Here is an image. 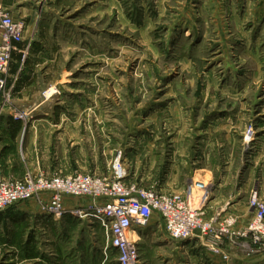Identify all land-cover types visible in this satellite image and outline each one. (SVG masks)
Returning <instances> with one entry per match:
<instances>
[{"label":"rangeland","instance_id":"1","mask_svg":"<svg viewBox=\"0 0 264 264\" xmlns=\"http://www.w3.org/2000/svg\"><path fill=\"white\" fill-rule=\"evenodd\" d=\"M17 6L37 18L29 52L37 44L41 67L28 98L0 97V175L20 179L29 168L105 175L121 153L129 182L167 193L193 183L197 169L211 171V183L199 181L209 221L238 216L255 192L264 200V0ZM10 122L9 134L3 128ZM91 201L82 198L78 208L90 209ZM29 204L35 210L16 219L18 228L37 237L42 255L63 251L71 264H118L99 218L72 209L57 218L38 201ZM41 217L54 222L45 226ZM14 220L5 221L10 239ZM190 241L148 230L140 264H214L206 246ZM221 247L246 260L256 256L227 237ZM38 262L0 246V264Z\"/></svg>","mask_w":264,"mask_h":264},{"label":"built area","instance_id":"2","mask_svg":"<svg viewBox=\"0 0 264 264\" xmlns=\"http://www.w3.org/2000/svg\"><path fill=\"white\" fill-rule=\"evenodd\" d=\"M0 0V97L11 100L13 88L9 76L15 52L24 59L31 41L26 40V18H16ZM1 113V112H0ZM17 117V116H16ZM127 161L120 153L108 174L76 172L46 173L29 168L20 179L0 175V212L13 205L36 200L54 217L66 215V196L90 198V209L71 211L82 217L95 216L107 227L109 242L118 264H140L139 236L148 229L155 214L161 217L167 234L178 241L200 240L211 252L223 254L224 238L238 244L247 254L264 253V200L257 192L249 200L253 212L245 226H238L239 217L206 220L205 184L199 181L184 186L183 191L167 193L129 182ZM136 236V238H135ZM225 259L228 256L225 255Z\"/></svg>","mask_w":264,"mask_h":264},{"label":"crops","instance_id":"3","mask_svg":"<svg viewBox=\"0 0 264 264\" xmlns=\"http://www.w3.org/2000/svg\"><path fill=\"white\" fill-rule=\"evenodd\" d=\"M20 1L21 0H4L3 5L9 10H11L16 18H26V21L28 23L25 34L26 40L24 41V43L19 45L20 48H24L25 44H27L28 41L32 42V40L35 39V37L37 38L39 30L37 29V18L35 21H33L32 18H30V16H28L26 13H23V11H21L23 7L18 8L17 5L20 3ZM36 45L37 44H35V47ZM34 48L31 50V52H29V54L25 59H24V55L21 52H15L14 54V60L11 65V71H10L9 83H8L9 86L13 88L14 98H22V99L28 98V96L27 97L25 96V93L28 91H32L35 85L39 81L41 62L39 61L38 58L40 55L39 53L40 50L38 51L35 50L36 48H38V46L35 49ZM15 125H16L15 123L10 122L9 126L8 127L4 126L3 130L10 134L12 132L11 131L12 127H14ZM1 160L2 158L0 159V163ZM199 171L206 172L202 174L203 179L197 178L198 176L196 177ZM206 178L208 179L207 183H209V181L211 183V178H212L211 171L204 168L196 170L195 181H205ZM261 188H262L261 190L262 195H264V183L263 185H261ZM181 191H183V189L180 190V192ZM81 200L82 197L66 196L64 198L65 206L68 209L82 207L80 205ZM34 208H35L34 204H29V202H25V203H19L13 205L10 208L6 209L5 211L0 212V246L9 245L3 242V239L4 241L6 239L7 240L6 242L12 243V245L11 246L9 245V247L13 249L15 253V257H19L22 260L32 261V262L35 261L38 262L39 260L40 262V263L38 262L39 264H71L69 263V259L68 257L65 256V253L63 251H61L60 253L53 254L52 256H48L46 254L42 255V252H40L39 249L35 246V244H37V240H36L37 237L35 238L34 234L30 235L27 232L28 227L24 228L23 230L21 228H18L19 222L16 219L18 218L25 221L27 216L29 215L27 211H31V210L34 211L35 210ZM10 209L13 211V213L8 214V210ZM10 215L13 219H15L14 225H17L15 226L16 228H14L12 232L11 239L9 238L10 236L6 234L9 229L7 231L5 230L8 228L5 225V221L11 218ZM252 215L253 212L248 206V204L246 206L245 205L241 206L240 212L238 213L239 216L238 226L239 227L245 226L247 222L250 220ZM40 222L44 223L45 226H48L49 224H52L54 221L50 217H46V218L41 217ZM148 230L154 232L155 234L159 233V237H161L163 240L170 239L178 243V240L171 238L167 234L164 227V223L161 217L159 216V214H155L154 218L151 221L150 227L144 230L141 236H139L140 251H142L143 233ZM18 231H22V232L19 233ZM190 242L192 243L194 242L196 247L199 246L207 250L206 247L203 246L202 244L203 242L200 240H192ZM209 254L212 256V260L214 264H230L231 262L233 263L245 262L246 264H262L264 262V253L260 255H256L249 260H246L243 259L244 258L243 256H242L243 258L240 256L236 257L235 253L228 247L223 249V254H215L211 251H209ZM229 254L230 256H228ZM225 255L228 256V259H225ZM42 259H44V261H42ZM92 262H93L92 264H96L95 258H93ZM17 263H13V264H17Z\"/></svg>","mask_w":264,"mask_h":264},{"label":"trees","instance_id":"4","mask_svg":"<svg viewBox=\"0 0 264 264\" xmlns=\"http://www.w3.org/2000/svg\"><path fill=\"white\" fill-rule=\"evenodd\" d=\"M11 214V213H13V211L10 209V210H8V214ZM10 217H11V215H10ZM12 218V217H11ZM7 240L5 239V241H4V239H3V242H5V244H9L10 246L12 245V243L11 242H6Z\"/></svg>","mask_w":264,"mask_h":264},{"label":"bare ground","instance_id":"5","mask_svg":"<svg viewBox=\"0 0 264 264\" xmlns=\"http://www.w3.org/2000/svg\"><path fill=\"white\" fill-rule=\"evenodd\" d=\"M50 93H51V92H50ZM54 94H57V90H56V89L53 90L51 96H53Z\"/></svg>","mask_w":264,"mask_h":264}]
</instances>
